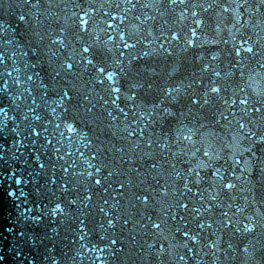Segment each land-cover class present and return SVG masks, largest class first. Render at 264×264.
Returning a JSON list of instances; mask_svg holds the SVG:
<instances>
[{"label":"water","instance_id":"95a60500","mask_svg":"<svg viewBox=\"0 0 264 264\" xmlns=\"http://www.w3.org/2000/svg\"><path fill=\"white\" fill-rule=\"evenodd\" d=\"M33 2L0 0V264H30V258L38 264H92L93 248L98 249L101 264H109L107 257L115 255L126 257L123 264H194L146 247L157 239L164 240L163 236H173L171 222L184 211V194H195L186 187L199 180L209 189L196 194L207 200L206 206L191 203L198 210L196 221L208 214L204 227L214 230L212 236L218 230L221 242L235 247L220 252L217 258L225 262L237 257L244 260L249 252L241 244V237L264 236V176L259 165L251 163L247 170H235L243 183H235L241 207L236 218L223 220L219 219L223 218L222 207L227 205L223 191L215 196L211 191L219 182L224 187V178L233 176L230 171L237 151L228 150L225 137L210 149L208 144L202 146L208 159L195 172L190 170L189 179L184 181L176 180L183 168L180 160L177 165L168 158L150 160L147 153L154 148L158 149L156 154L175 149L180 157L189 152L195 139L192 130L185 137L186 128L177 124L176 107L183 102L185 94L180 85L184 80L174 78L165 92L153 90V76L165 73L164 58L171 56L172 62L177 59L192 64L188 52L196 43L199 48H209V43L213 48L228 49L230 41L239 36L245 44L264 43V0L259 4L254 0H172L164 10L163 0H52L44 6V0H38L31 9ZM15 13L22 19L14 20ZM52 16L62 26L47 38L50 27L56 26V20H48ZM40 18L43 21L34 25ZM71 22H75L73 29ZM109 28L114 32L106 41L104 32ZM139 28L144 31L136 33ZM198 31H204L200 39ZM71 38L77 39L74 44L78 49L73 50L77 62L88 56L103 62L96 77L81 64L71 67L76 77H69L70 70L66 73L65 81L71 86L68 91L84 102L82 108L63 102V90L57 88L54 75V66L62 60L64 50L72 49ZM58 44L62 50L53 59L47 50ZM165 44L168 47L164 48ZM153 47L156 53L148 55L147 50ZM178 48L183 55L175 58L173 53ZM122 50L127 51L128 65L122 63ZM128 69L136 73L137 81L119 86L127 80ZM108 91L110 96L120 95L124 109L110 100ZM93 92L97 102L88 98ZM197 96L194 91L190 98L195 101ZM191 104L188 101L187 105ZM79 109L91 121H76ZM105 111L109 117L104 116ZM170 134L178 139L165 145ZM111 147L115 155L108 153L103 159V153ZM215 154L228 163L224 176L216 180L211 178ZM257 162L264 164V154ZM141 164H146L144 170ZM78 171L82 173L80 178ZM102 172L106 175L101 182ZM202 173L206 174L205 182ZM119 177L125 179L123 183ZM83 180L101 185L91 190L82 187L81 192L78 188ZM245 183L248 192L243 188ZM84 191L85 196L79 200ZM95 193L101 196L97 202L100 205L89 215L86 204ZM251 199L260 200L262 205H257L250 216L245 210ZM230 211L227 206L225 213ZM248 218L254 222V229L242 233ZM196 221L191 223L197 226ZM185 231V236H195ZM62 236H72L77 246ZM138 244L141 250L136 248Z\"/></svg>","mask_w":264,"mask_h":264}]
</instances>
